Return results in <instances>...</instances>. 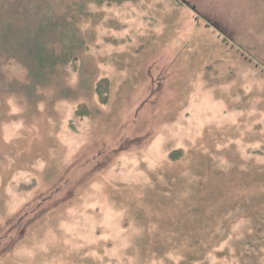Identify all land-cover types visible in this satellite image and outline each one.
Returning <instances> with one entry per match:
<instances>
[{
	"label": "rangeland",
	"instance_id": "1",
	"mask_svg": "<svg viewBox=\"0 0 264 264\" xmlns=\"http://www.w3.org/2000/svg\"><path fill=\"white\" fill-rule=\"evenodd\" d=\"M0 264H264V0H0Z\"/></svg>",
	"mask_w": 264,
	"mask_h": 264
}]
</instances>
